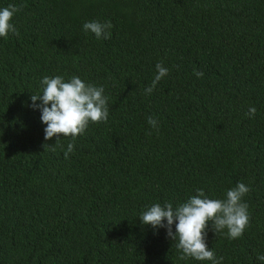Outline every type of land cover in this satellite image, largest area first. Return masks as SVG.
<instances>
[{"label":"trees","instance_id":"1","mask_svg":"<svg viewBox=\"0 0 264 264\" xmlns=\"http://www.w3.org/2000/svg\"><path fill=\"white\" fill-rule=\"evenodd\" d=\"M10 4L20 10L19 35L0 37V264H211L180 259L178 241L139 217L197 189L222 199L238 183L250 188V226L230 240L210 222L206 243L222 264H264V0H0V9ZM90 21L110 22L111 38L85 32ZM158 63L169 73L146 95ZM56 75L102 86L109 116L52 151L30 96Z\"/></svg>","mask_w":264,"mask_h":264},{"label":"clouds","instance_id":"2","mask_svg":"<svg viewBox=\"0 0 264 264\" xmlns=\"http://www.w3.org/2000/svg\"><path fill=\"white\" fill-rule=\"evenodd\" d=\"M19 10L11 4L0 9V37L7 39L9 34L19 35L12 23ZM112 27L110 22L90 21L83 24V30L93 33L98 40L110 39ZM155 67L157 75L145 89L146 95L152 94L161 79L169 73V69L162 64L158 63ZM194 74L197 78L204 75L202 71L195 70ZM41 84L42 94H32L30 106L41 112V122L46 125L45 141L55 138L54 144H47L52 151L57 146L62 147L59 144L62 137H70L74 142L85 133L90 123L107 122L108 97L104 95L102 86L87 83L78 76H72L66 82L60 75L45 76ZM36 101L40 103L37 104ZM256 111L255 107H250L246 115L252 118ZM148 123L158 130L159 125L155 118L149 116ZM73 150L74 143H69L64 152L65 159H68ZM249 191L250 188L244 183H238L225 192L224 198L210 199L202 189H197L196 195L175 208L170 202L163 206L159 203L152 204L141 213L139 220L142 225L151 226L153 230L166 229L167 237L178 241L176 248L181 253L180 259L194 258L197 261H210L211 264H222L224 258L217 257L206 243L209 223L211 222L215 234H225L230 240L241 238L245 229L250 226L248 204L243 200ZM257 259L264 261V255Z\"/></svg>","mask_w":264,"mask_h":264}]
</instances>
